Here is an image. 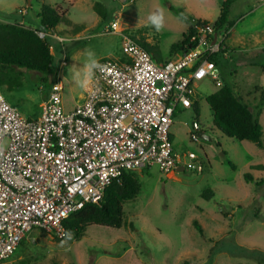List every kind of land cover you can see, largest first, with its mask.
Here are the masks:
<instances>
[{
  "label": "rangeland",
  "instance_id": "374dc122",
  "mask_svg": "<svg viewBox=\"0 0 264 264\" xmlns=\"http://www.w3.org/2000/svg\"><path fill=\"white\" fill-rule=\"evenodd\" d=\"M43 4L61 14L53 29L40 26L37 14ZM222 6L227 8L230 32L225 40L228 56L215 58L220 86L227 82L251 106L262 127L263 146L217 129L206 98L220 86L208 78L196 82L197 113L177 107L169 133L175 153L184 158L188 151L195 152L201 171L164 175L157 166L132 171L138 190L122 202L119 228L89 224L71 242L33 229L17 246L12 264H264V168L255 166L264 165V0H0V22H22L47 33L54 72L49 79L60 70L67 111L82 92L72 69L83 64L87 52L97 60L124 56L121 36L104 31L110 20L117 18L126 34L148 43L153 58L164 61L182 53L171 45L181 40L193 20L216 22ZM157 9L164 10L160 31L147 19ZM19 71L20 85L8 89L3 84L0 91L23 117L36 118L50 85L44 86L32 71ZM193 120L210 140L191 141ZM245 173L252 176L249 182Z\"/></svg>",
  "mask_w": 264,
  "mask_h": 264
},
{
  "label": "built area",
  "instance_id": "2783aa9c",
  "mask_svg": "<svg viewBox=\"0 0 264 264\" xmlns=\"http://www.w3.org/2000/svg\"><path fill=\"white\" fill-rule=\"evenodd\" d=\"M193 22L187 50L157 61L117 18L110 20L104 31L121 36L124 56L100 58L94 82L70 110L63 107L60 70L36 118L23 117L0 91V264H12L11 256L33 229L63 238L64 220L100 201L124 172L152 166L164 175L179 166L202 170L195 152L184 158L175 153L169 129L177 107L187 110L197 103L196 82L208 78L220 86L214 58L228 56L222 45L230 27ZM200 131L193 120L191 141H198Z\"/></svg>",
  "mask_w": 264,
  "mask_h": 264
},
{
  "label": "trees",
  "instance_id": "16d2710c",
  "mask_svg": "<svg viewBox=\"0 0 264 264\" xmlns=\"http://www.w3.org/2000/svg\"><path fill=\"white\" fill-rule=\"evenodd\" d=\"M98 4L94 5V9L98 8ZM101 16L105 18L106 14H101ZM60 17L61 14L58 13L56 8L45 4L41 6L37 14L42 29H53L60 21ZM195 20L197 22L201 21L199 18ZM226 22L227 8L222 6L217 21L214 23L218 25ZM36 30L38 28H32L20 22H0V85L5 84L8 89L20 85L18 72L21 69L34 72L38 80L44 83V86L48 87L50 85L49 76L54 75L50 46L45 39L38 37ZM193 31V25H189L181 40L176 44H172L171 48H179L182 53L185 52L189 47L188 37ZM138 43L151 54L152 47L148 43L143 41ZM226 49H228V46L224 42L222 50ZM262 51L264 52V49ZM215 58L214 61L216 62ZM254 64H258V62L255 61ZM262 67H264V63ZM206 102L212 111L213 125L224 135L238 140L251 141L259 147L263 146L262 127L257 121L258 119L255 117L251 106L240 99L227 82L223 81L219 88L208 95ZM193 109L197 113V103L193 105ZM255 166L264 168V165ZM131 172H124L119 180L113 181L106 188L100 201L85 204L64 220L65 236L63 239L65 241L71 242L74 238L80 236L84 226L89 224L116 228L121 226L122 202L133 198L138 190ZM251 179L252 176L249 173L244 174L246 182ZM193 225L202 234V229L196 221ZM66 233H71L70 239Z\"/></svg>",
  "mask_w": 264,
  "mask_h": 264
},
{
  "label": "clouds",
  "instance_id": "9594fccd",
  "mask_svg": "<svg viewBox=\"0 0 264 264\" xmlns=\"http://www.w3.org/2000/svg\"><path fill=\"white\" fill-rule=\"evenodd\" d=\"M148 22L156 31H160L164 23V10L157 9L155 12L148 16ZM86 59L79 67L72 69V78L81 89L87 90L94 82L96 70L100 68V64L91 51L87 52ZM68 238H71V233H66Z\"/></svg>",
  "mask_w": 264,
  "mask_h": 264
},
{
  "label": "water",
  "instance_id": "95a60500",
  "mask_svg": "<svg viewBox=\"0 0 264 264\" xmlns=\"http://www.w3.org/2000/svg\"><path fill=\"white\" fill-rule=\"evenodd\" d=\"M214 72H216V73L219 72V70H218L217 67L214 68ZM198 136H199L201 139H203V140H210V139H211V138H210L208 135H206V133H204L203 131H200V132L198 133ZM222 154H223V153H222ZM178 170H179V171H183L184 168H183L182 166H179V167H178Z\"/></svg>",
  "mask_w": 264,
  "mask_h": 264
},
{
  "label": "crops",
  "instance_id": "0c3cea01",
  "mask_svg": "<svg viewBox=\"0 0 264 264\" xmlns=\"http://www.w3.org/2000/svg\"><path fill=\"white\" fill-rule=\"evenodd\" d=\"M29 5V4H28ZM20 23H22V22H20ZM80 95V94H79ZM194 110V109H193ZM172 139V138H171Z\"/></svg>",
  "mask_w": 264,
  "mask_h": 264
}]
</instances>
